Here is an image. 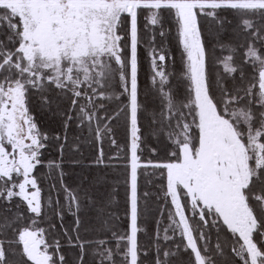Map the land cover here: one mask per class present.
<instances>
[{"label":"snow or ice","instance_id":"obj_1","mask_svg":"<svg viewBox=\"0 0 264 264\" xmlns=\"http://www.w3.org/2000/svg\"><path fill=\"white\" fill-rule=\"evenodd\" d=\"M0 264H264V0H0Z\"/></svg>","mask_w":264,"mask_h":264},{"label":"trees","instance_id":"obj_2","mask_svg":"<svg viewBox=\"0 0 264 264\" xmlns=\"http://www.w3.org/2000/svg\"><path fill=\"white\" fill-rule=\"evenodd\" d=\"M140 59H141V74H140V79H141V84L143 86V83H144V80H145V76H146V70H147V61L145 59V54H144V52H143L142 49L140 51ZM177 60H178V57H177ZM118 139H121L122 140V134L120 136H118ZM105 149H106V151L109 150L108 149V145H105ZM68 182L71 183L72 181L69 180ZM123 196H124V191H123V189H121V191H120V197H119V199L121 200V202L123 201ZM121 211H123V208H121ZM151 227H152V225L150 224L149 225V229L150 230H151Z\"/></svg>","mask_w":264,"mask_h":264}]
</instances>
